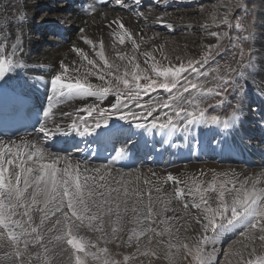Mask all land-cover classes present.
I'll list each match as a JSON object with an SVG mask.
<instances>
[{
  "label": "snow or ice",
  "instance_id": "snow-or-ice-1",
  "mask_svg": "<svg viewBox=\"0 0 264 264\" xmlns=\"http://www.w3.org/2000/svg\"><path fill=\"white\" fill-rule=\"evenodd\" d=\"M141 3L134 0L136 6ZM115 5L131 8L125 0H115ZM132 14L150 19L142 12ZM228 16V12L214 16L215 26L231 27ZM24 19L23 12L11 16L4 12L0 17L2 127H7L9 115L15 119L22 109L33 113L25 103L28 89L44 80L43 75L25 76L11 83L13 74L27 68L21 27ZM236 19L235 28L243 30L240 18ZM163 22L164 16L154 20ZM112 26H116L113 34L119 44L131 43V55L117 51L115 59H109L103 41L97 51L93 41L82 36L85 44L93 45L98 59L74 46L72 51L80 63L73 61L70 67L61 61L59 70L51 74L46 106H42V113H35L39 124L35 131L43 138L33 139L25 133L12 139L6 132L3 135L8 138H0V264H137L141 257L177 264L180 253L186 264H217V243L226 234L237 233L232 242L236 247L223 250V264H264V167L250 173L212 170L207 181L201 178L203 173L181 179L170 172L163 177L156 172L143 176L135 168L125 172L116 167L131 159L135 147L132 125L168 130L169 134L190 132L193 125H215L225 130L234 127L243 110L242 101L222 118L207 115L200 98L220 96L222 99L211 107L224 104L226 86L233 79L228 73L244 78L252 66L251 56L244 59L241 50L242 59L237 64L242 70L229 66L221 71L217 66L205 71L214 60L213 44L204 47L198 58L177 55L173 63L171 54L176 50H166V43L142 51L144 37L138 42L137 34L121 17L111 21ZM209 27L202 25L206 35L217 41L225 35L207 31ZM140 58L146 67L141 66ZM210 72L216 73L211 87L205 79ZM92 77L99 82L93 83ZM29 79L36 83H29ZM157 89H163L167 98L142 102ZM110 97L114 99L104 106ZM87 98L94 102L72 111H56ZM157 109L162 111L154 116ZM57 115L67 123L58 121ZM75 136H94L96 154L77 158L76 145H72L75 153L60 154L44 143L52 138L68 142ZM109 146L114 155L110 154L106 163L93 164L101 147ZM257 241L261 242L259 249ZM110 245L125 251L113 253Z\"/></svg>",
  "mask_w": 264,
  "mask_h": 264
},
{
  "label": "bare ground",
  "instance_id": "bare-ground-1",
  "mask_svg": "<svg viewBox=\"0 0 264 264\" xmlns=\"http://www.w3.org/2000/svg\"><path fill=\"white\" fill-rule=\"evenodd\" d=\"M62 1L64 8L66 9L67 6L69 8L65 14L66 16L63 15V17L60 11L54 8L55 5L52 4L53 0H0V17H2L4 12H7L9 16L13 14L19 15L20 12L25 14V19L21 27L23 30L24 59L27 68L22 73L13 74V81L17 83L18 81H22L25 76L31 78L33 76L43 75L44 80L39 82L36 87L28 89V92L33 96L37 94L43 95L46 100L50 88L51 74H55V71L59 70V63L64 61L70 67L73 61H76L77 64L80 63V57L72 51L74 46L83 49L89 54L90 58L98 59L95 56V51H93V45L85 44L84 40L81 39L82 36L92 40L97 51L99 50V42L103 41L104 51L109 59H115L117 51L131 55V43L119 44L118 37L113 34V28L116 26L109 27L110 22L117 17H121L125 26L134 34H137L136 39L138 42L140 36L144 37L146 43L141 45L142 51L150 50L153 44L159 45L164 43H166V50L175 49L176 51L171 54L173 63H176L174 57L177 55L198 58L201 50L208 44H214L216 40V38L206 34L195 36L194 34L186 33L178 37L171 34H159L155 25H164L166 27L167 24H171L172 29L186 28L185 31L187 32L193 25L206 24L203 19L192 18L190 15L180 13L179 9H175V13L168 10L167 7L171 0H164L166 10L164 8H153L151 5L149 7L146 4L142 8L134 9L138 7L134 4V0H125V3L131 5L130 9H125L116 6L115 0H111V2H114V8L110 6V3L106 7L96 10L91 15L78 11L73 6L72 0ZM148 1L142 0L139 6L143 3H148ZM41 3L44 6V11L40 13L37 29L43 33L40 34L41 39L38 43L34 44L29 36V30L37 21L32 8ZM259 6L262 7L264 5L260 3ZM115 7L118 9H115ZM226 7L227 1H222L217 6H213L217 14H220V9H222L221 16L226 10ZM133 11L142 12L149 16L150 19L145 21L143 17L134 16L132 14ZM159 16H164V22L154 23V20ZM262 24L264 25V10H258L254 23L255 27L251 30V35L244 34L247 39H244V36H240L241 39H236V37L230 42L231 46L241 44V50L243 52L249 48L246 59L248 56L252 58V66L245 72L244 78H239L242 82L243 94L242 97H236L234 99L235 104L233 103V107H235L238 101H242L243 110L239 121L235 123L234 127L225 130L215 125H193L191 126L190 132L175 131L169 134L168 130H145L132 125L131 132L134 135H132L131 140L132 144L137 147H134L132 151L135 149L134 153L136 154L137 161L135 165L125 167L123 162L127 161V159L117 163L116 167L123 168L125 172L135 168L143 176H150L151 172H156L159 176L163 177L170 172L181 179H184L190 174L199 175L203 173L201 178L205 181L211 179L212 170L219 172L226 169H235L237 172L250 173L258 171L260 167H264V29H262ZM55 26H62L73 31L74 36L72 42L70 43L69 39L65 41L55 36ZM221 27L222 25L219 28L215 25L210 26L207 31H220L222 29ZM81 29H84V31L81 32ZM150 37H154V39H149ZM224 38L226 41L227 36H224ZM42 40L47 45L40 47ZM70 44L72 45L71 47ZM32 49L35 50L34 55L31 54ZM156 55L159 58V54L157 53ZM234 58H236L235 55ZM140 62L142 67H146L143 64V58H140ZM237 62H235L237 69L242 70L238 68ZM213 76H215V73L210 72L209 76L205 78L207 86L209 87L215 84ZM91 80L93 83L99 82L95 77H92ZM29 83L36 82L29 79ZM45 85H48V87ZM210 97L214 98L213 101L218 99L215 95H206L200 98V106L205 105ZM159 98L165 99L161 96ZM113 99L110 97L109 100H106L104 106H107ZM251 101H253L252 105H250ZM92 102H94L93 98H87L83 101L77 100L69 105L60 106L56 111H72L74 107H80L83 103ZM233 107L228 108L224 112H219L217 115L223 118L232 111ZM161 111L159 112L161 113ZM163 111H167V109H163ZM56 119L67 123L65 118L59 115H57ZM149 120H151V117ZM141 122L143 123V121ZM120 123L124 124L126 128L129 127L125 122L121 121ZM29 136L33 139L43 138V134L37 133L36 131L29 134ZM12 139H16V137ZM60 142L68 144L65 147L61 146L58 148V143ZM44 143L50 151L60 154H63L65 151L75 153V149L72 147L74 144L79 148V152L75 153L77 158L91 157L96 154L97 150L94 136H75L70 142L58 141L52 138L51 140H45ZM120 146L119 143L115 144L116 148ZM105 151H109L108 157ZM110 154L114 155V152H111V146L101 147L97 158L92 159V163L95 165L106 163V158H110ZM226 236L232 237L226 248L228 249L232 245V242L237 239L238 233L237 235L227 234ZM223 238L217 243V250L222 246ZM256 243L259 249L261 242L257 241ZM232 246L236 247L235 245ZM149 259L151 258L141 257L138 259L137 264H141V262L144 264ZM160 261L163 264L166 262L163 259Z\"/></svg>",
  "mask_w": 264,
  "mask_h": 264
},
{
  "label": "rangeland",
  "instance_id": "rangeland-1",
  "mask_svg": "<svg viewBox=\"0 0 264 264\" xmlns=\"http://www.w3.org/2000/svg\"><path fill=\"white\" fill-rule=\"evenodd\" d=\"M74 1L76 0H72L73 4H74ZM222 1H227L228 8L226 7L225 11L229 13L228 19L232 26L228 27V26L222 25L221 27L222 29L220 31L223 33H225L226 31L227 34L225 33L224 36L225 37L227 36V39L225 41L224 36H222L219 39V41H217V39L214 41L213 45L216 46L215 52H214V60L210 61L208 65H206L204 69L205 71H207L208 69H215L217 68V66H220L221 71H224V69H226L229 66L232 68H237L235 62L242 59L241 58V44L231 46L230 42H232V40H234L236 37H237L236 39H241V37H243L244 34L251 33V30L255 27L254 23L256 21L257 11L264 10V6L262 7L259 6L260 3L261 4L263 3L264 5V0H198V1H184V2L182 0H171L169 6L167 7V9L172 11L173 13H175V9H179L180 13L190 15L192 18L196 17L198 19H203L205 23L208 24L209 26H214L215 22L213 21V17L216 16L217 18H219V16H221L220 15L221 12L223 11L222 9H220L221 10L220 14L219 13L217 14L215 10L218 8L216 7V9L214 10L213 6H217L218 3ZM62 2H63L62 0H53L52 4L55 5L54 8L58 9L60 11V14H62L61 16L63 17V15L66 16L65 14L66 12H68L69 8L67 6L65 9ZM145 4L149 7L152 6L153 8L155 7L159 9L164 8L166 10V7L164 5V0H149L148 3H143L141 6L135 7L134 9L142 8L143 6H146ZM32 9L35 13V19H37V21L34 24V26L29 30L30 31L29 36H30L32 43L37 44L38 41L41 39L40 34L43 33L39 31L37 28L39 26L40 13L44 11V6L41 3V4H38L37 6H34ZM115 9H118V8L115 7ZM237 17L240 18V22L242 23L243 30L235 28V24L237 23V19H236ZM155 27H156V30L161 35L171 34V35L178 37L181 34H186V33L187 34L191 33V34H194L195 36L206 34L205 29L202 28V25H199V24L195 26L193 25L187 30V32L185 31L186 28H182L183 29L182 31V29L180 28L172 29V28H168L167 26L165 27L164 25H155ZM262 29H264V25L262 26ZM70 33H71V36L69 38V41L71 43L73 40L74 32L70 31ZM231 35L232 36L234 35V37H232ZM55 36H57V33L55 34ZM221 39H224V40H221ZM46 45H47L46 42L42 40V42L40 43V47H43ZM71 46L72 45L70 44V47ZM248 51H249V48L248 50L244 51L245 53L244 59H246ZM31 54L32 55L35 54L34 49H32ZM234 55L236 56V58H234ZM149 73H150V70H149ZM228 75L232 76L233 79H232V82L226 86L228 95L223 97L225 103L222 104L220 107H211L212 105H216L217 101L222 99V97L217 96L218 99L213 101L214 98L210 97L208 101L205 103V105L202 106V108L206 110V113L209 116L217 115V113L224 112L228 108L233 107V105L235 104L234 99L236 97H239V98L242 97V94H243L242 82L239 80V78L236 76L235 73H228ZM160 96L166 99L167 93L163 89H157L155 92L149 93L147 96H144L142 102L148 101L149 99H152L153 97L159 98ZM252 102L253 101L250 102V105H252ZM160 110L161 109H158V111L156 110V112H154L153 115L159 116ZM67 144H64V145H67ZM135 148L137 147L135 146ZM231 239H232L231 236H225L222 239V246H220L217 251V264H223L222 262L224 260L223 250L227 248ZM112 246H113L112 248L113 253L123 252V249H117L116 247H114L115 245H110V247ZM117 258H121V257H117ZM160 260L162 259L156 260V259L151 258L144 264H149V261H151V264H163V262ZM176 262L177 264H186V261L183 259L182 253L178 257H176ZM165 264H167V262H165Z\"/></svg>",
  "mask_w": 264,
  "mask_h": 264
}]
</instances>
